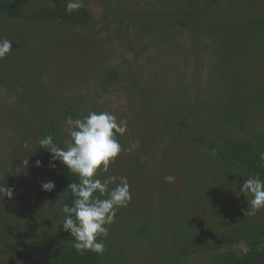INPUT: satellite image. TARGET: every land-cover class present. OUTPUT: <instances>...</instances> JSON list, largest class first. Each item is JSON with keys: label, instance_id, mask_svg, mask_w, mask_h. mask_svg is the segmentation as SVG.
I'll return each mask as SVG.
<instances>
[{"label": "trees", "instance_id": "trees-1", "mask_svg": "<svg viewBox=\"0 0 264 264\" xmlns=\"http://www.w3.org/2000/svg\"><path fill=\"white\" fill-rule=\"evenodd\" d=\"M80 2L67 14V0H0V39L13 42L0 59V186L14 190L0 197V264H264V208L240 192L249 176L264 180V0ZM69 37L83 53L60 69L49 59L72 50ZM104 47L132 64H100ZM150 50L167 62L140 64ZM181 68L192 71L187 82L176 80ZM112 96L147 128L156 122L154 141L122 151L100 176L126 177L138 193L130 187L107 226L103 254H80L62 227L78 177L38 141L65 147L66 120L109 111ZM165 137L190 152L163 150ZM170 160L175 190L163 179Z\"/></svg>", "mask_w": 264, "mask_h": 264}, {"label": "clouds", "instance_id": "clouds-1", "mask_svg": "<svg viewBox=\"0 0 264 264\" xmlns=\"http://www.w3.org/2000/svg\"><path fill=\"white\" fill-rule=\"evenodd\" d=\"M81 6L80 0H67L65 11L71 14ZM12 45V41L0 39V59L12 51ZM66 125L69 138L64 141L65 147L53 143L51 135L38 141L40 148L51 153L53 161L59 160L69 173L78 177V182H72L67 188L73 200L71 206L65 204L62 208V227L70 233L72 246L78 253L91 251L103 254L104 239L109 234L107 226L116 219L117 210L127 206L131 194L126 177L107 175L101 179L100 176L108 173L109 165L122 151L131 153L136 144L123 148L117 137L127 133V121H118L108 111H89L82 119L68 118ZM259 161L264 164V152L259 154ZM39 166L41 162L37 161ZM174 179L171 175L165 177L169 183ZM113 184L115 186L110 187ZM54 187L52 181L42 184L44 191H52ZM13 191L0 186V197L10 199ZM240 192L251 196L247 203L253 211L264 208V180L258 174L246 178Z\"/></svg>", "mask_w": 264, "mask_h": 264}, {"label": "rangeland", "instance_id": "rangeland-1", "mask_svg": "<svg viewBox=\"0 0 264 264\" xmlns=\"http://www.w3.org/2000/svg\"><path fill=\"white\" fill-rule=\"evenodd\" d=\"M9 26L16 27L12 24ZM4 29L10 30V27L7 26ZM68 39H69V43H67L65 46H71V47H68V49L73 50V47H77L76 46L77 45L76 44L77 39H73L71 37H69ZM59 41H62L61 37L59 38ZM40 45H42V43L39 41L38 49L40 48L39 50H42V48H44V47H39ZM63 50H64V48H63ZM72 50H66L64 55L57 56V59H58L57 61H54L56 59H53V58H56V55L54 57L51 56L52 58H50L49 61H51V63H53V65L56 63L59 65V63H61L60 69L65 68L63 63H65L66 61H64V60H66V58H67V60L71 59L70 57H68L69 53H72V54L74 53V55L78 54L79 52L83 53L81 51V48L78 51L77 50L72 51ZM102 51H103L102 53L98 52V53H100L99 55L101 56L100 57L101 61H99V60H97V61L100 64L105 65L107 63H110L113 66L118 65L120 68L121 67L125 68L126 63L132 64V58H131L130 54L125 55V57L123 58L122 57L123 52L120 51V49L118 47H116V49H114V50H113V47H104V50H102ZM88 53H86V55ZM142 59H139L138 61L142 60L140 62V64L144 63V66L151 65L153 63H157V64L162 65V64L167 62V60L165 58H160V55H158V53L154 50L148 51ZM187 60H188V58H187ZM185 61L186 60H184L182 62L184 63ZM159 71H160V68L156 72L159 73ZM80 72L81 71L78 69V70H75L74 72H71L70 74H66L65 78H64L65 81H68V83L71 81H75L76 78L79 76L78 74H80ZM191 73H192L191 70H185L184 71L183 68H181L178 72H176V75H175L176 80L181 79V80L187 82L188 79H190ZM173 75H174V73H173ZM63 91L64 92L67 91V93L69 94L68 88L63 89ZM111 101H112L113 106L110 105V107H108V110H109L108 112H110V113L112 112V114L116 116L118 121H121V120L127 121L128 131L124 135V138H123L124 143L128 144L129 146L134 143V144H136V148H135L136 151L142 150V152L143 151L148 152L149 149L146 147L148 146L147 144L154 141V133H155L154 127L156 126V122L154 121L153 125H149V121H148V127H150V128H147L143 124V122H142L143 119H141V117L138 118L136 114H134V115L131 114V108L129 107V104L127 102H125L124 100H121V102L119 104L118 98L116 96H114V97L112 96ZM5 106H7V105H5ZM157 117H160V116L157 115ZM68 131H69L68 126L65 123V126L63 128V133L65 135H68ZM173 142H174L173 140H170L168 137H165L164 142L162 144L163 150H166V149L170 150V148H175L174 152H176V153L187 154L190 152V148H189L187 143L174 144ZM192 150H193V148H192ZM142 157L146 158L145 153H143ZM115 160H117V162H119V163L121 162L118 158H116ZM123 165L126 166L127 163H125L123 161ZM163 165L166 166V168L164 169L165 170L164 176L166 177V176L171 175L175 178L174 181L170 183L171 186L169 185L170 189L175 190L174 185H176V180H177L175 164H173L170 160V162L165 161V163H163ZM18 169H20V167H18ZM165 177L163 178L164 184H167L168 182L165 180ZM129 186L131 187V189H133V193H135V195L137 196V193H138V190L136 188L137 186H134L133 184H129ZM15 207H16V209H18L19 203L14 202L12 208L14 209ZM205 210L207 212L209 210L208 206H206V205H205ZM206 216H208L207 213H206ZM2 220L3 219L0 218V222ZM13 231H15L14 227H13Z\"/></svg>", "mask_w": 264, "mask_h": 264}]
</instances>
